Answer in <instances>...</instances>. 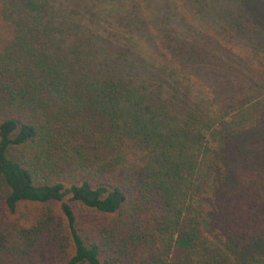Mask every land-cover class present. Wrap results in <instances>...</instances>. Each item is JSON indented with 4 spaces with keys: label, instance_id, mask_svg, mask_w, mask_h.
Wrapping results in <instances>:
<instances>
[{
    "label": "trees",
    "instance_id": "obj_1",
    "mask_svg": "<svg viewBox=\"0 0 264 264\" xmlns=\"http://www.w3.org/2000/svg\"><path fill=\"white\" fill-rule=\"evenodd\" d=\"M0 264H264V0H0Z\"/></svg>",
    "mask_w": 264,
    "mask_h": 264
},
{
    "label": "rangeland",
    "instance_id": "obj_2",
    "mask_svg": "<svg viewBox=\"0 0 264 264\" xmlns=\"http://www.w3.org/2000/svg\"><path fill=\"white\" fill-rule=\"evenodd\" d=\"M0 202L2 203L3 201H2V198H0Z\"/></svg>",
    "mask_w": 264,
    "mask_h": 264
}]
</instances>
